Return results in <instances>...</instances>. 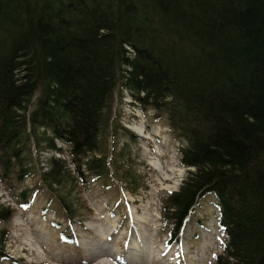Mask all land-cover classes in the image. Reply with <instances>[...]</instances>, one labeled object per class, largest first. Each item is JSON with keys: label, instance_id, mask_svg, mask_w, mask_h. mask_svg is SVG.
I'll list each match as a JSON object with an SVG mask.
<instances>
[{"label": "trees", "instance_id": "trees-1", "mask_svg": "<svg viewBox=\"0 0 264 264\" xmlns=\"http://www.w3.org/2000/svg\"><path fill=\"white\" fill-rule=\"evenodd\" d=\"M117 89L180 143L187 174L161 211L169 242L211 194L223 235L214 264H264V0H0V180L24 183L31 145L62 150L55 140L72 165L51 155L38 184L59 192L69 219V180L128 179L122 152L106 162ZM31 191H19L22 208ZM12 215L0 203V223ZM7 235L0 262L13 260Z\"/></svg>", "mask_w": 264, "mask_h": 264}, {"label": "rangeland", "instance_id": "rangeland-1", "mask_svg": "<svg viewBox=\"0 0 264 264\" xmlns=\"http://www.w3.org/2000/svg\"><path fill=\"white\" fill-rule=\"evenodd\" d=\"M120 92L115 91L111 106L106 162L122 152L119 170L128 168L130 177L119 176L111 184L87 174L77 186L69 180L60 190L74 207L69 219L56 200L59 192L38 184L51 155L71 167L67 148L58 140L54 143L62 150L38 151L31 145L35 174L13 189L0 180V203L13 208L12 218L0 223L8 230L5 250L13 260L0 264H214L223 247L216 199L202 196L173 230L178 241L168 242L172 228L162 220L163 199L178 189L188 168L180 164V143L165 123L152 118L153 110L140 109L126 90ZM24 187L32 188L27 208L19 206Z\"/></svg>", "mask_w": 264, "mask_h": 264}, {"label": "bare ground", "instance_id": "bare-ground-1", "mask_svg": "<svg viewBox=\"0 0 264 264\" xmlns=\"http://www.w3.org/2000/svg\"><path fill=\"white\" fill-rule=\"evenodd\" d=\"M195 207V206H194ZM216 226V225H215ZM101 252V251H100ZM101 253H106V251L105 250H103ZM81 261H83V260H81ZM98 264H106L105 262H103V261H100Z\"/></svg>", "mask_w": 264, "mask_h": 264}]
</instances>
